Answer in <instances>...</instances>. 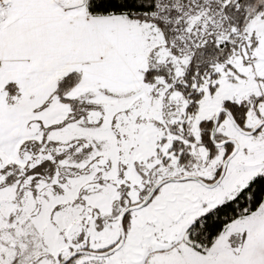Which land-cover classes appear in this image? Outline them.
Returning a JSON list of instances; mask_svg holds the SVG:
<instances>
[{
    "label": "snow or ice",
    "instance_id": "1",
    "mask_svg": "<svg viewBox=\"0 0 264 264\" xmlns=\"http://www.w3.org/2000/svg\"><path fill=\"white\" fill-rule=\"evenodd\" d=\"M0 264H264V0H0Z\"/></svg>",
    "mask_w": 264,
    "mask_h": 264
}]
</instances>
